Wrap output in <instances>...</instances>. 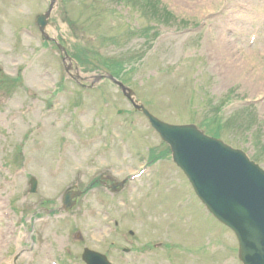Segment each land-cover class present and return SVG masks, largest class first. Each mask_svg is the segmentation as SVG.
Wrapping results in <instances>:
<instances>
[{
	"label": "rangeland",
	"instance_id": "rangeland-1",
	"mask_svg": "<svg viewBox=\"0 0 264 264\" xmlns=\"http://www.w3.org/2000/svg\"><path fill=\"white\" fill-rule=\"evenodd\" d=\"M125 1L55 0L46 32L72 56L79 45L143 54L124 76L139 101L171 123L219 115L221 138L264 168V0H158L167 23ZM47 6L0 0V80L19 77L0 84V264H85L84 247L111 264H241L146 118L109 80L84 88L67 76L35 24ZM107 175L123 188L92 183ZM89 186L59 209L66 187Z\"/></svg>",
	"mask_w": 264,
	"mask_h": 264
},
{
	"label": "water",
	"instance_id": "water-1",
	"mask_svg": "<svg viewBox=\"0 0 264 264\" xmlns=\"http://www.w3.org/2000/svg\"><path fill=\"white\" fill-rule=\"evenodd\" d=\"M40 15L37 23L43 28L52 9ZM64 57L66 50L59 46ZM112 80L132 106L141 111L150 125L169 145L172 161L182 170L195 194L208 211L234 233L238 242V259L242 264H264V170L250 160L240 149L222 140L206 135L195 124H169L151 114L134 98L133 91L110 74ZM102 75H97L99 80ZM36 180L31 178L30 190ZM78 194V193H77ZM72 193H66L63 207L67 210L73 202ZM86 264H110L102 254L84 249Z\"/></svg>",
	"mask_w": 264,
	"mask_h": 264
},
{
	"label": "trees",
	"instance_id": "trees-1",
	"mask_svg": "<svg viewBox=\"0 0 264 264\" xmlns=\"http://www.w3.org/2000/svg\"><path fill=\"white\" fill-rule=\"evenodd\" d=\"M129 1H132L131 3H134L137 7L144 9L146 15L152 20L161 21V19L165 18L167 23L169 18H173V14L170 11L160 8L158 0H127L125 3H128ZM156 34L157 33H154V36ZM77 57L80 63H83L82 58L85 61H88V55L85 52L78 53ZM93 57L95 59V64H93L92 68H104L116 76L123 73L125 66L128 65L126 62L130 58V56L104 58L99 56L97 52H93ZM219 118V115H215L211 121L202 122V126L207 133L214 136L221 135L223 126L220 124Z\"/></svg>",
	"mask_w": 264,
	"mask_h": 264
},
{
	"label": "bare ground",
	"instance_id": "bare-ground-1",
	"mask_svg": "<svg viewBox=\"0 0 264 264\" xmlns=\"http://www.w3.org/2000/svg\"><path fill=\"white\" fill-rule=\"evenodd\" d=\"M0 209H2V206H1V204H0Z\"/></svg>",
	"mask_w": 264,
	"mask_h": 264
}]
</instances>
